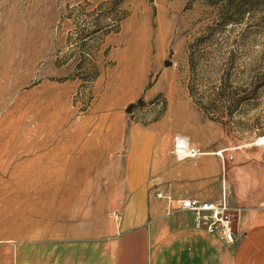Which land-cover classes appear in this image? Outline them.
Listing matches in <instances>:
<instances>
[{
	"label": "rangeland",
	"instance_id": "1",
	"mask_svg": "<svg viewBox=\"0 0 264 264\" xmlns=\"http://www.w3.org/2000/svg\"><path fill=\"white\" fill-rule=\"evenodd\" d=\"M218 1L0 0V133L39 144L15 163L50 169L62 149L95 153L110 147L108 127L119 132L117 170L70 171L74 181L41 184L57 187L59 197L41 199L63 196L64 210L35 206L15 226L7 219L16 213L0 217V264H77L79 246L95 242L80 235L96 225V242H121L125 155L142 151L164 116L175 137L204 145L210 132L222 134L233 148L226 154L264 158V8L238 18L247 1L235 0L234 20L214 25ZM254 87L226 123L209 119V107L222 110L232 94Z\"/></svg>",
	"mask_w": 264,
	"mask_h": 264
},
{
	"label": "crops",
	"instance_id": "2",
	"mask_svg": "<svg viewBox=\"0 0 264 264\" xmlns=\"http://www.w3.org/2000/svg\"><path fill=\"white\" fill-rule=\"evenodd\" d=\"M168 119L162 117L161 126L155 127L158 131L151 127L142 151L131 147L125 155L121 242L105 246L96 242L100 240L96 225L93 233L80 235L95 242L79 246L83 255L77 264H264L261 153L244 152L242 159L226 154L233 148L221 140L222 134L210 132L204 145L185 137L202 154L178 160L172 152L175 130L164 126ZM108 129L105 141H110L109 148L92 150L95 153L64 148L54 166L65 171L117 170L119 132L116 126ZM224 181L231 188L229 203L237 208L233 243L197 229L189 212L168 213L165 201L156 195L161 192L175 198L215 201ZM87 251L92 255L88 257Z\"/></svg>",
	"mask_w": 264,
	"mask_h": 264
},
{
	"label": "bare ground",
	"instance_id": "3",
	"mask_svg": "<svg viewBox=\"0 0 264 264\" xmlns=\"http://www.w3.org/2000/svg\"><path fill=\"white\" fill-rule=\"evenodd\" d=\"M0 90L2 91L1 88ZM25 134L26 133L23 135ZM38 146L39 144L37 141L33 139L27 140L20 136L16 137L13 132L8 136L0 133V183L1 180L5 181L4 184L0 185V197L3 196V207L0 209V217L4 218L8 213H16V215L10 216L11 218L7 219V222L14 226L16 225L17 217L23 216L22 214H27L29 219H31L30 212L35 206L42 209L41 212H43V214L51 212L52 209H56V211L60 212L68 206L66 202L69 201H66L63 196L60 197L61 200L55 204L42 200L41 197L45 195L59 197L60 193L57 191V187L54 191H47L49 186L41 184L45 182L58 185L61 182L74 181V174L72 172L57 169L56 167L46 170L37 169L34 166L36 162L30 159L15 163L19 156V151L27 149L32 150L34 148H39ZM50 164L54 166L57 162L52 161ZM72 208L75 209V207ZM22 211L27 212L21 213ZM25 224L26 227L30 228V221Z\"/></svg>",
	"mask_w": 264,
	"mask_h": 264
},
{
	"label": "built area",
	"instance_id": "4",
	"mask_svg": "<svg viewBox=\"0 0 264 264\" xmlns=\"http://www.w3.org/2000/svg\"><path fill=\"white\" fill-rule=\"evenodd\" d=\"M172 152L178 160L192 159L202 154L198 147L189 144L180 136L174 137ZM156 195L165 201L168 213L189 212L197 229H203L206 233L219 237L225 242H234L237 208L229 204V191L225 184L222 186L220 197L215 201L175 198L171 194L161 192Z\"/></svg>",
	"mask_w": 264,
	"mask_h": 264
},
{
	"label": "trees",
	"instance_id": "5",
	"mask_svg": "<svg viewBox=\"0 0 264 264\" xmlns=\"http://www.w3.org/2000/svg\"><path fill=\"white\" fill-rule=\"evenodd\" d=\"M245 4L239 5L237 16L238 18L244 17L252 7L253 9H262L264 8V0H246ZM235 0H219L216 5V17L214 25H226L230 23L233 19V11L236 10L234 6ZM252 11V10H251ZM214 25H209V30H213ZM210 35V33H209ZM201 38L197 39V42H200ZM193 45H189V63L193 60ZM232 57L229 58V62L231 63ZM245 91V90H244ZM256 88H252L250 90H246L243 95H239L240 91L232 94L231 101L225 106L224 109L219 110L217 107L211 106L209 107V119L213 121H220L226 123V118L233 113V110H237L239 104L250 98V95L254 94ZM223 98V97H222ZM228 100V99H227ZM228 102V101H227ZM139 104V103H138Z\"/></svg>",
	"mask_w": 264,
	"mask_h": 264
}]
</instances>
